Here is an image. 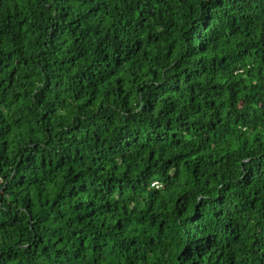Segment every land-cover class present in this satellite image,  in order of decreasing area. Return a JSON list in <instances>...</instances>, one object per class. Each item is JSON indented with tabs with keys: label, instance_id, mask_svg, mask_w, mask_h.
<instances>
[{
	"label": "trees",
	"instance_id": "1",
	"mask_svg": "<svg viewBox=\"0 0 264 264\" xmlns=\"http://www.w3.org/2000/svg\"><path fill=\"white\" fill-rule=\"evenodd\" d=\"M0 264H264V0H0Z\"/></svg>",
	"mask_w": 264,
	"mask_h": 264
}]
</instances>
